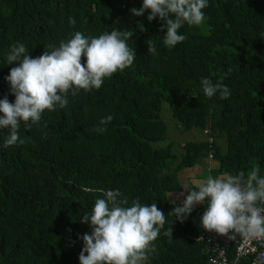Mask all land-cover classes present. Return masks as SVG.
<instances>
[{"label": "trees", "instance_id": "obj_1", "mask_svg": "<svg viewBox=\"0 0 264 264\" xmlns=\"http://www.w3.org/2000/svg\"><path fill=\"white\" fill-rule=\"evenodd\" d=\"M142 5L0 0V99L15 100L6 80L15 65L6 57L17 42L36 58L77 31L98 37L117 28L133 31L128 45L137 54L130 68L105 79L99 90L69 94L68 105L45 110L38 125L22 123L24 144L4 148L8 130H0V264H80L79 237L93 230L80 220L104 198L99 189L121 191L129 205L136 198L157 203L166 215L146 264H209L195 240L200 233L193 212L183 223L169 214L182 206L169 199L182 190L180 172L212 153L217 174L247 173L259 165L264 176V0H208L206 22L182 26L186 39L172 49L163 43L159 17L149 22L150 11L132 15ZM146 41L155 45V56ZM202 78L222 82L230 97H205ZM109 115L107 131H92ZM169 115L176 130H196L206 139L174 150ZM171 227L172 238L164 235Z\"/></svg>", "mask_w": 264, "mask_h": 264}, {"label": "clouds", "instance_id": "obj_2", "mask_svg": "<svg viewBox=\"0 0 264 264\" xmlns=\"http://www.w3.org/2000/svg\"><path fill=\"white\" fill-rule=\"evenodd\" d=\"M207 7L208 0H143L140 9L130 11L136 17L150 11L149 22L159 17L163 21L161 30L166 28L163 43L172 49L186 39L179 33L182 26L206 22L203 9ZM69 23L74 25L75 20L70 18ZM138 26L140 31H146L142 24ZM133 36L132 30L117 28L98 37L77 31L59 46L49 45L51 50L36 58L24 43L12 44L6 60L8 65L15 66L6 80L15 100L10 102L7 95L0 99V130H8L3 147L25 143L19 135L22 123L25 128L38 125L45 110L65 108L69 94L74 97L80 90H99L105 79L130 68L137 56L128 45ZM147 44L148 53L155 56V45ZM200 87L207 98L219 94L226 100L231 95L226 85L220 81L213 83L209 78H202ZM112 119L110 115L101 118L102 127H93L92 131H107ZM260 171L256 165L247 173L225 172L194 180L182 206H174L169 214L175 213L176 220L183 223L195 206L207 202L200 221L204 230L222 236L239 233L246 238L264 239V176ZM98 191L104 198L96 199L91 212L80 220L90 223L93 229L90 235L79 237L84 245L79 254L80 264H146L156 250L153 242L164 229L166 215L157 203L142 204L136 198L129 205L128 198L119 190ZM164 235L172 238V227Z\"/></svg>", "mask_w": 264, "mask_h": 264}, {"label": "built area", "instance_id": "obj_3", "mask_svg": "<svg viewBox=\"0 0 264 264\" xmlns=\"http://www.w3.org/2000/svg\"><path fill=\"white\" fill-rule=\"evenodd\" d=\"M212 142L210 139L211 145ZM209 158L213 159L212 153ZM206 209L207 202L195 206L192 212L194 225L200 231L195 240L202 244V251L209 264H264V239L246 238L239 233L222 236L204 230L200 221ZM231 235L232 238H229Z\"/></svg>", "mask_w": 264, "mask_h": 264}, {"label": "crops", "instance_id": "obj_4", "mask_svg": "<svg viewBox=\"0 0 264 264\" xmlns=\"http://www.w3.org/2000/svg\"><path fill=\"white\" fill-rule=\"evenodd\" d=\"M171 132L177 133V135L182 134V132L176 129H172ZM194 132L195 133L192 136L193 140H198V139L205 140L206 139L204 135H199L198 131H194ZM171 138H173V136ZM219 144L221 145L224 151L227 149V141L225 139H221ZM217 168H218V164L215 162V160L208 158L207 160H205V162L198 163L192 168H187V169L182 170L179 174V181L182 185V190L179 192L170 194L169 199L172 202L183 204L184 199L189 194L188 190L193 188V181L199 180V179H206L209 175L213 177L220 175V174H217L216 172L218 170ZM181 193H183V195Z\"/></svg>", "mask_w": 264, "mask_h": 264}, {"label": "rangeland", "instance_id": "obj_5", "mask_svg": "<svg viewBox=\"0 0 264 264\" xmlns=\"http://www.w3.org/2000/svg\"><path fill=\"white\" fill-rule=\"evenodd\" d=\"M165 121L168 123V132H167L168 138H169V142L168 143L169 144L170 143H173L174 144V150H178V148H180L179 146L180 145L182 146L185 143H191V142L201 141L199 139L198 140H193L192 139V136L195 133L194 131H196V130H194L192 132H186V133L184 132L181 135H177V133L171 132V130L172 129H175V127H174V125H171L170 126V124H172L174 122L173 121V118L170 115L165 119ZM169 134H170L171 137L173 136V138H171L169 136ZM199 135H201V134L199 133Z\"/></svg>", "mask_w": 264, "mask_h": 264}]
</instances>
